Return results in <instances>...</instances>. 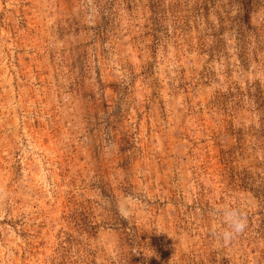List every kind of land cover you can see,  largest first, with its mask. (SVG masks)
I'll return each mask as SVG.
<instances>
[{
    "label": "rangeland",
    "instance_id": "374dc122",
    "mask_svg": "<svg viewBox=\"0 0 264 264\" xmlns=\"http://www.w3.org/2000/svg\"><path fill=\"white\" fill-rule=\"evenodd\" d=\"M0 264H264V0H0Z\"/></svg>",
    "mask_w": 264,
    "mask_h": 264
},
{
    "label": "clouds",
    "instance_id": "9594fccd",
    "mask_svg": "<svg viewBox=\"0 0 264 264\" xmlns=\"http://www.w3.org/2000/svg\"><path fill=\"white\" fill-rule=\"evenodd\" d=\"M122 215H126V209H120ZM214 215L218 216L221 227L213 229V235L218 236L224 245L230 244L234 239L242 235L248 225V217L244 210L232 205H224L214 210Z\"/></svg>",
    "mask_w": 264,
    "mask_h": 264
}]
</instances>
